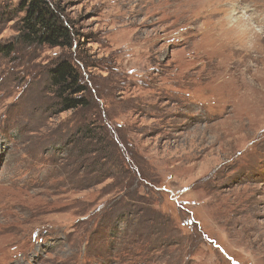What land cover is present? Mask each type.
<instances>
[{"label": "rangeland", "instance_id": "rangeland-1", "mask_svg": "<svg viewBox=\"0 0 264 264\" xmlns=\"http://www.w3.org/2000/svg\"><path fill=\"white\" fill-rule=\"evenodd\" d=\"M48 1L71 47L0 0V264H264V0Z\"/></svg>", "mask_w": 264, "mask_h": 264}, {"label": "trees", "instance_id": "trees-1", "mask_svg": "<svg viewBox=\"0 0 264 264\" xmlns=\"http://www.w3.org/2000/svg\"><path fill=\"white\" fill-rule=\"evenodd\" d=\"M19 7L25 11L21 27L24 43L46 44L60 48L72 46L75 34L71 25L64 18L63 13L48 0H21ZM48 75L56 98L55 104L59 110L88 106L87 85L71 61L67 58L57 60L48 69ZM83 131L91 138L94 136V131L89 127ZM94 148L95 145H90V151ZM124 174L127 175L128 170H124Z\"/></svg>", "mask_w": 264, "mask_h": 264}]
</instances>
